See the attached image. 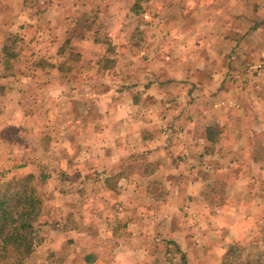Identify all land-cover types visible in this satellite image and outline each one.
<instances>
[{"label":"crops","instance_id":"obj_1","mask_svg":"<svg viewBox=\"0 0 264 264\" xmlns=\"http://www.w3.org/2000/svg\"><path fill=\"white\" fill-rule=\"evenodd\" d=\"M44 17L49 41L22 16L38 29L31 54L53 64L8 74L0 164L47 174L56 251L70 264H224L254 240L264 0H53Z\"/></svg>","mask_w":264,"mask_h":264},{"label":"trees","instance_id":"obj_2","mask_svg":"<svg viewBox=\"0 0 264 264\" xmlns=\"http://www.w3.org/2000/svg\"><path fill=\"white\" fill-rule=\"evenodd\" d=\"M0 51L7 62L18 60L21 54L9 40L0 47ZM6 90L1 87L0 95H6ZM35 102L36 98L25 108V112L33 110ZM36 177L45 180L47 174L43 168L37 174L21 176L13 169H0V264H24V260L43 243V231L54 227L52 215L45 213L43 200L34 185ZM248 248L254 249L255 253L247 254ZM92 256H86L85 260L89 262ZM223 263L264 264V221L259 235L248 245L232 246L226 252Z\"/></svg>","mask_w":264,"mask_h":264},{"label":"rangeland","instance_id":"obj_3","mask_svg":"<svg viewBox=\"0 0 264 264\" xmlns=\"http://www.w3.org/2000/svg\"><path fill=\"white\" fill-rule=\"evenodd\" d=\"M51 3H53V0H14L13 6H14L15 11L13 13L9 11V13L7 14L6 2L5 0H0V18L2 16L8 17L7 22L9 21L8 23L10 24L14 21L16 24V28H17L15 34H11V33L9 34L6 32L5 28H1L0 29V45L3 39H7V41L9 40L10 43L14 44L16 49L20 50L21 52L18 60L7 62L4 60L3 54L0 51V55H2L1 56L2 59H0V88L1 87L7 88L8 85L13 83L14 78L12 79L11 77H8V76L4 77L5 74L8 75L10 73H15L17 71L16 73L18 76V73H20L24 69L28 68L30 71H32L38 68V66L40 65L42 67L45 65L51 66V64H53V62H50L48 59H44V58L41 59L40 61L39 59L40 56L38 58H35L36 55L31 54V52L33 51L35 52L39 51L38 49L39 41L37 42L36 46H34V44L27 42L30 39L28 37L29 36L32 37L31 41L29 40L30 42H36L38 35L34 33L38 29L34 28L29 21L25 20V22L23 23L24 20L22 18L23 16L24 18H28V20H31V21L40 20L41 23L40 25L38 24L40 26V29L45 28L47 24L52 23L50 21L48 22L46 19L44 20L45 18L44 8L45 6L47 7ZM24 12H25V15H22ZM3 20L4 22H6L5 19ZM44 21L47 23H45ZM21 23L23 24L21 25ZM28 26H31V27H28ZM44 30H47L46 32H44L45 34H47L45 35V37L48 38V41L51 40L54 37L53 29L45 28ZM47 47H48V50L46 51L47 52L46 54L50 56H54V45H47ZM43 50H45V46L43 47ZM106 62L109 68H114L112 61H106ZM38 79L39 78H37V80H35V78L32 79L33 83H36L35 85H38L39 83ZM18 82H21V80H19ZM0 100L2 102L0 104V111H2L3 109L2 112H4V110H6V108L9 107L6 105L7 100L5 101V94L2 96L0 95ZM28 110H30V108H28ZM33 110L32 109L30 110L31 113L38 112L37 105L33 108ZM30 111H26V112L30 113ZM0 166L2 167L0 169L7 168L5 164L3 165L0 164ZM15 173L20 176L23 175L20 172H15ZM46 182H47V179L43 180V177H40L39 179H37L36 177L34 180V185L36 186L38 193L41 196L43 203L45 205L48 199L50 198L48 195V191L46 190V187H44ZM43 238H44L43 243L29 256V258L24 260V264H70V262L67 259V257L70 255V252H68L67 248L62 247L59 251L58 250L56 251V248H55L56 239L54 237L53 227L50 226L46 228L45 231H43ZM249 253L254 254L255 250L249 249ZM77 264H85V263L82 262L79 258V261Z\"/></svg>","mask_w":264,"mask_h":264}]
</instances>
